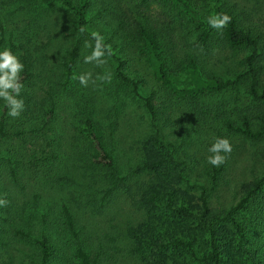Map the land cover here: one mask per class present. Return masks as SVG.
I'll list each match as a JSON object with an SVG mask.
<instances>
[{"label":"rangeland","instance_id":"obj_1","mask_svg":"<svg viewBox=\"0 0 264 264\" xmlns=\"http://www.w3.org/2000/svg\"><path fill=\"white\" fill-rule=\"evenodd\" d=\"M192 1L206 20L215 13L210 0ZM144 6L151 15L157 16L167 66L177 77L184 80L188 62L197 58L205 76L214 73L218 77L235 79L242 74L240 82L220 91L191 95L154 81L151 85L157 87L169 113L165 118L159 115L154 122L143 99L117 79L116 59L106 58L107 63L102 66L84 63V56L91 49L84 47L87 38L81 39V33L74 29L77 23L72 12L63 4L45 0H0V19L6 26L7 37L30 46L38 56L34 76L29 84L26 83L38 99L34 103L33 121L27 127L29 131H38L45 122L51 101L44 90L56 91L61 86L59 81L64 79L62 62L74 42L80 40L75 76L91 71L95 79L106 70L113 75L111 83L97 81L94 85L90 81L87 87L74 79V88L59 92L58 110L52 123L53 146L47 149V154L54 153L57 159H46L47 156L42 155L44 144L39 137L27 142L12 137L0 141V199L7 201L6 206H0V264H34L39 257L36 238L44 227L54 236L61 229L56 216L63 201L72 207L86 243L106 245L105 264H147L146 254H134L133 241L124 234L129 226L138 225L150 215L135 205L133 195L137 196L138 185L151 175L135 168L152 148L150 145L144 147L143 142L156 133V129L166 142L165 149L176 158L173 163L177 167L173 169V177L178 180L176 193H189L188 198L193 202L199 203L201 186L205 184L206 193L211 192L210 205L228 209L248 183L264 175V157L259 151L264 146V139L252 141L228 126V123H242L244 116L257 126L264 115V99L254 98L249 91L250 75L245 61L249 48L225 47L219 40V31L214 29L210 47L205 51L197 41L189 17L176 15L175 5L152 1ZM224 7L238 14L244 25L264 27V0H224ZM136 10L137 0H95L90 11L94 15L91 28L101 29L103 36L117 28L119 38L125 39V46H129L127 51L136 54L138 66H144V71L149 73L142 61L146 59L143 43L131 25L139 18ZM120 16L121 20L127 18L130 25L118 27ZM3 47L9 48L8 39ZM258 84L262 93L264 71ZM146 86L148 89H143L142 95L151 89L150 85ZM86 114L94 118L114 156L115 170L124 178L117 184L110 179L106 167L86 169L84 166L90 149L83 124ZM37 131L32 134L39 135ZM216 137H227L232 152L227 156L219 185L211 190L209 170L212 165L207 157L210 155L208 148ZM167 151L156 152V156L167 155ZM11 165L17 168V180L11 175ZM179 172L181 177H178ZM63 176L67 178L56 180ZM111 187L113 189L108 193L106 190ZM165 205L166 198H163L152 212L159 221L155 224L164 227L161 233L156 232L159 238L165 230L169 231L168 222L174 218ZM44 213L48 214L47 225L41 219ZM60 234L64 236L63 232ZM162 239H170V234ZM199 245L207 251L204 240ZM68 254L66 259L72 264L73 247L70 246ZM168 259V264H197L184 249L173 244L169 245Z\"/></svg>","mask_w":264,"mask_h":264},{"label":"trees","instance_id":"obj_2","mask_svg":"<svg viewBox=\"0 0 264 264\" xmlns=\"http://www.w3.org/2000/svg\"><path fill=\"white\" fill-rule=\"evenodd\" d=\"M45 1L63 4L75 18L77 23L75 30H78L81 25L87 26L88 32L81 34V39H91L89 33L93 31L91 23L94 15H91L90 11L95 0ZM152 1L170 2L171 5H175L176 15L188 16L190 24L194 26L197 41L205 51L210 47L214 29L209 26L192 0H137L136 13L139 18L131 25L136 28L143 43L146 59H142V61L149 68V73L144 71V66H138L136 54L127 51L129 46H125V39L119 38L117 28H114L110 35L104 36L105 43L111 44L115 52L112 57L117 60V79L128 85L131 92L143 99L144 105L155 122L159 115L165 118L169 113L166 101L160 98L157 87L151 85L154 81L161 82L168 89H179L184 93L198 95L235 87L240 82L242 74L235 79L218 77L214 73L205 76L199 67V60L192 58L186 66V78L181 80L177 77L167 66V58L160 37L161 31L157 25V16L151 15L147 7L144 6ZM210 1L215 13L224 12L232 17L230 23L219 31V40L230 49L249 48L245 58L250 75L249 91L254 98L264 99V87L262 93L258 89V80L264 71V27L244 25L238 14L224 7V0ZM99 13L101 12L99 11ZM120 18L121 16L118 18V27L130 25L127 18L124 20ZM99 32L102 34L103 31L100 29ZM7 39L9 48L18 55L24 64V70L21 73L23 88L19 98L24 100L25 107L18 118H12L7 115L8 109L5 102L0 99V141L3 138L12 137L27 142L39 137L44 144L42 155L45 154L46 159H57L56 154H47V149L53 146L52 123L58 110L59 92L75 87L73 76L77 69L80 40L72 44L66 59L62 62L64 79L59 81L61 85L59 89L56 91L53 89L44 90L51 101V106L45 115V122L38 130L39 135L37 133L34 136L32 133L37 129L29 131L27 127H30L29 122L33 121L34 103L38 99L34 95V90L29 89L28 85V88L26 87V83L29 84L31 77L34 76L33 70L38 56L36 50L30 46L16 42L11 36L8 38L6 26L0 19V50L4 48L3 45ZM146 85H150L151 89L146 95H142L141 91L148 89ZM77 104L82 105L79 101ZM259 119L260 122L257 126L253 125L248 116L243 117L242 123L236 125L228 123V126L256 142L264 139V115ZM83 124L90 146L87 159L84 162L86 169H93L97 166L106 167L114 184L122 181L124 178L116 172L114 156L99 133L94 118L86 114ZM165 143L158 129H156V133L145 138L144 147L150 145L149 147L152 148L149 149V153L146 152L148 154L143 162L135 168L138 172L151 173L147 180L138 185L137 196L133 195L135 205L150 215L138 225L129 226L124 234L133 241L132 252L136 255L146 254L147 264H168V249L169 245L173 244L184 249L191 260L197 264H264V175L248 183L241 196L228 209L210 205L211 192L206 193L207 186L205 184L201 186L199 203L193 202L188 198L189 193H176L175 185L178 180L173 177L174 170L177 169L173 164L176 158H172L173 155L165 149ZM159 151H167V155L157 157L156 152ZM259 151L264 157V146L260 147ZM226 162L220 167L212 166V170H209L211 190L219 185L221 175L226 168ZM10 172L13 179L17 180V168L11 165ZM178 177H181L180 172ZM63 178L67 177H57L56 180L60 181ZM112 189L111 187L106 191L109 193ZM163 198H166V210L174 217L172 221L168 222L169 231L165 232V230L162 234V237L170 234V239L166 240L157 236L156 232L161 233L164 227L155 224V221L158 220H155L154 213H152L156 204ZM41 219L45 225L48 224L47 213H44ZM56 221L61 226L58 235L54 236L44 227V231L36 238L39 257L34 264H69L66 258L69 256L70 246L74 248L72 264H105L106 245L99 243L92 246L86 243L82 229L77 224L76 215L68 202H62L57 212ZM160 221L162 222L163 219ZM60 232L64 233L63 237ZM203 240L207 244L205 252L200 249V247L204 249V246L199 245Z\"/></svg>","mask_w":264,"mask_h":264},{"label":"clouds","instance_id":"obj_3","mask_svg":"<svg viewBox=\"0 0 264 264\" xmlns=\"http://www.w3.org/2000/svg\"><path fill=\"white\" fill-rule=\"evenodd\" d=\"M232 17L224 12L213 13L207 18V23L217 31L225 28L231 21ZM79 33L88 32L86 25H81ZM91 39L84 41V47L90 48L91 52L84 56V63H94L96 66H102L107 63L106 58L115 55L111 44L105 43V37L99 31L89 33ZM94 41V44H93ZM24 70V64L10 48L5 47L0 50V99L5 102L7 115L12 118H18L24 110V100L19 98L23 88L21 83V73ZM113 78L112 72L106 70L103 74H97L95 79L91 71L84 72L73 79H78L79 83L87 87L91 81L94 85L97 81L101 83H111ZM210 155L207 161L214 167H220L226 162L228 154L232 152V144L227 137H216L208 148ZM7 201L0 199V206H6Z\"/></svg>","mask_w":264,"mask_h":264}]
</instances>
